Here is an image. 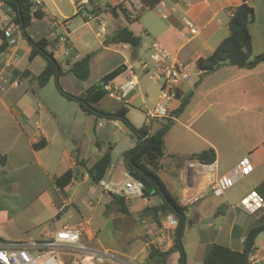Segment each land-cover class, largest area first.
<instances>
[{
	"label": "crops",
	"instance_id": "crops-1",
	"mask_svg": "<svg viewBox=\"0 0 264 264\" xmlns=\"http://www.w3.org/2000/svg\"><path fill=\"white\" fill-rule=\"evenodd\" d=\"M48 1L46 0L42 7L45 17L42 20H34L30 26L31 30L33 29L31 37L49 38L51 41L49 50L57 52V48L52 49V45H56L61 51L60 37L64 36L67 38V42L64 43L65 51L71 50L69 57L72 60L80 59L83 56L79 53V45L74 40L80 41L81 36L73 39L70 19L54 1H52L53 5L66 21L62 22L55 14H50L49 8L45 7ZM70 1L77 15H82L86 11L78 5L81 0ZM89 1L93 6L92 13L100 16L101 19L104 15L111 16L105 13L106 6L124 3H119L121 0H113L115 3H108L102 8L98 0ZM252 1L164 0L153 10L145 11V13L150 12L151 16L146 21L143 18L139 19L141 24H137L140 31L150 36L147 45L144 46L141 39V46L136 49L128 45L107 47L104 46L103 41L102 51L91 57L89 79L94 69H97L95 82L85 87L74 84L76 88H72L73 91L70 93L75 96L82 94L104 75L120 66H125L126 70L114 81L125 82L129 79L131 68L134 70L135 65L140 67L141 62L149 59L151 44L155 40L165 46L184 66L187 71L186 77L179 82L176 97L170 104L169 119L174 125L165 139L164 167L160 173V177L164 174L168 179L167 183L161 177L168 190L172 193L170 189H174L176 185L183 187L176 195L183 198L186 193L184 178L187 173L184 162L188 157L210 149L216 152L217 176L228 174L245 158L249 159L254 167L248 176L237 179L235 185L224 195L217 197L206 189L201 201L192 206L194 212L190 213V220L203 216L207 218L208 223L210 218L213 219L210 224L219 221L218 229H212L210 234H207L209 239L207 249L201 252V257L198 258L202 264L210 246L215 243L232 250L244 251L245 244L242 240L246 238L249 230L257 225L263 214V212L249 213L243 206V201L264 181V63L252 70L231 66L212 73L202 71L197 65L198 59L209 57L228 37V22L234 9L243 3L251 6ZM128 2L133 9L136 3L142 8L140 0H128ZM2 4L0 2L1 7ZM125 6L129 8L127 3ZM136 16L134 15L133 18ZM84 18L86 19V14ZM122 18L124 17L113 18L117 23L111 24L110 32L107 31V34L128 25L121 22ZM10 19L11 16L6 24L0 22L1 26L8 25ZM41 21L47 24H39ZM53 22H56L57 27L51 26ZM189 22L194 24L197 34L190 32L187 25ZM129 27L137 35L133 26L129 25ZM249 29L252 35L251 26ZM20 33L19 29L13 28L8 34L9 51L0 59V153L7 157L6 165H0V238L3 239L0 244L38 240L45 231L51 232L61 228L62 219L57 210L59 200L54 179L72 169L75 170L77 178L64 192L71 202L65 214L68 220L77 219V222H66L62 227L68 224L74 226L83 224L85 228L83 238L86 242L108 249H111L108 245L114 244L121 247V251H117L118 254L129 256L131 259L136 258L138 264L147 263L150 252L147 248L149 249L148 245L155 241L156 237L153 235L158 226L149 209L160 204V198L158 196L143 198L146 216L139 219L143 226L141 225L137 236L138 225L134 222L137 221L138 216L131 211L128 215L119 213L112 197L105 194L100 186L92 183L86 169L108 150L114 151V143L111 141L112 132L105 130L101 117L86 115L81 106H78L75 117H82L83 136L85 135L86 138L71 142L66 137L67 129L61 125L62 119L57 108L48 103L43 106L27 93L28 82L42 72L45 61L40 57L29 60L31 48ZM64 56L67 58L65 52ZM98 57L105 62L103 67L107 66L109 69L100 68L102 62L97 61ZM26 70H29L31 75L23 78L22 73ZM68 72L69 68L65 69L64 76L60 79L67 77L68 81L78 80ZM137 78L138 87L130 95L131 102H136L141 97L144 108L150 110L157 102L162 101V94L150 100L148 89L141 86L139 77ZM145 95L151 103L147 104ZM106 98L108 96L96 107L103 112L115 113L119 108L118 105L114 108L109 103L104 108L100 106ZM164 121L165 119H155L151 122L147 121L146 124L156 123V132ZM103 131L110 135L111 140H101ZM42 138L47 140V146L39 151L34 150L33 144ZM168 139L171 141L170 148L167 147ZM136 143L137 141L130 149L134 148ZM121 155L117 158L112 155V165L105 176L106 180L125 178L127 171L121 165ZM172 156H178L182 161L176 162ZM78 160L83 161L84 165H79ZM207 180L205 178L204 181ZM73 186L82 190L86 188V193H91L95 197L90 198L87 195L79 197L76 192H70ZM95 187L102 190L99 195H96ZM76 202L85 203L92 213L88 216L84 211L76 208L78 216L75 217L70 212V208L75 206ZM115 229L123 234L121 239H116ZM175 229L171 231L173 235ZM102 231L105 235H102ZM136 237L137 247L134 241ZM142 237L146 238L145 245L140 241ZM172 238L174 244L175 236ZM169 258L181 264V256L178 252L171 254L167 261ZM250 260L251 264H264V231L257 237Z\"/></svg>",
	"mask_w": 264,
	"mask_h": 264
},
{
	"label": "trees",
	"instance_id": "trees-1",
	"mask_svg": "<svg viewBox=\"0 0 264 264\" xmlns=\"http://www.w3.org/2000/svg\"><path fill=\"white\" fill-rule=\"evenodd\" d=\"M143 11L153 10L164 0H140ZM2 7L11 16L8 25L0 24V59L9 51V36L6 31L9 25L17 26L21 31L24 39L30 46L29 60L40 57L45 61V67L42 72L35 76V80L40 87H45L51 79H60L64 75V70L69 68V72L80 81H87L90 77L91 56H83L78 60H72L67 57L62 62L58 61L56 51L49 50L51 41L49 38L34 39L30 37L26 29L32 26L34 20H42L45 13L42 7H38L30 0H0ZM11 9V12L9 11ZM105 13L110 14L113 18L123 16L128 25L120 27L107 34L104 40V46L115 47L128 45L132 49L141 46V38L134 34L130 29V23L139 20L140 16L133 18L132 12L121 3L117 6H106ZM255 21V10L247 3H243L234 9L232 16L228 22L229 35L225 38L215 51L207 58H200L197 61L199 69L206 73H212L225 67H238L252 70L259 64L264 63V53L253 56V37L249 26ZM59 48H57V51ZM126 70L125 66H120L110 73L104 75L97 83L92 85L82 94L75 96L64 92L59 86L62 95L70 100L77 101L86 115L105 118L107 120H120L137 138L134 148L125 151L121 157V165L131 174L137 175L144 179L150 189L144 188L143 198L150 199L158 196L161 203L153 206L149 210L152 211L154 221L159 227L163 225V221L169 216H175L179 220L176 228V236L174 244L169 250H161L153 244L150 245L149 258L145 264H166L168 257L173 253H179L181 263L183 262L185 252L183 248L182 237L185 225L188 220V207L182 206L180 203L181 196L173 195L167 188L166 184L160 177V173L164 167L163 160L165 157V139L167 134L173 127L174 123L171 119L165 118L162 126L154 133L151 132V123L145 124L141 128H136L128 119V108L122 106L115 113H107L99 110L96 106L108 96L104 85L121 75ZM31 75L29 70L22 73L23 78ZM153 121V120H152ZM151 122V121H150ZM47 146V140L42 138L33 144L36 151L42 150ZM176 162L182 161L178 156H172ZM187 159H197L203 163H213L216 160V152L213 149L204 151L199 154L192 155ZM79 161V160H78ZM7 157L0 153V165H6ZM79 165H84L83 161H79ZM112 165V152L108 150L104 155L99 157L91 167H86L88 175L93 184L98 185ZM77 178L75 170L69 169L61 176L54 179L56 188L65 192ZM183 188V187H182ZM255 192L264 201V181L256 186ZM113 201L117 205L118 212L124 215L130 214L129 199L123 196H112ZM193 220L189 218V225H193ZM264 231V213L259 218L255 227L249 230L245 238L244 251L232 250L221 244H212L207 253L203 264H251V254L254 251L257 237ZM0 241L3 239L0 238ZM248 251L250 253L248 254Z\"/></svg>",
	"mask_w": 264,
	"mask_h": 264
},
{
	"label": "built area",
	"instance_id": "built-area-1",
	"mask_svg": "<svg viewBox=\"0 0 264 264\" xmlns=\"http://www.w3.org/2000/svg\"><path fill=\"white\" fill-rule=\"evenodd\" d=\"M46 0H37L34 2L38 7H43ZM79 7L86 10L87 22L97 21L99 23L97 36H105L106 26L100 16L95 15L93 6L89 0H81ZM11 12V9H9ZM188 27L192 34H197V29L193 23L189 22ZM51 26L57 27L56 22ZM51 27V28H52ZM19 29L17 26L9 25L6 29L7 33H11L12 29ZM67 34V29H66ZM60 41L66 43L67 38L60 37ZM58 48L52 45V49ZM71 50L65 51V55L69 57ZM140 70L146 74L151 80L161 84L162 101L157 102L153 108L147 110L146 116L148 121L155 119H165L170 117V104L176 97L179 82L186 77L187 71L184 66L176 59V57L159 41H153L149 59L141 62ZM138 87V78L135 71L129 70V79L123 83H116L114 80L106 83L104 89L108 97L114 99L117 103L129 104L130 95ZM149 100V99H148ZM115 127H118L114 123ZM186 175L184 178L185 195L181 198L182 206L190 207L198 204L204 196V191L208 189L214 196L220 197L232 188L237 179L248 176L254 169L249 159L245 158L233 168L231 172L223 176H217V165L213 163H203L197 159H187L184 162ZM207 178V182H205ZM100 188L109 196H123L128 199L143 197L144 186L135 180L131 173H125L122 180H106L103 179L99 183ZM59 205L58 213L64 214L71 206V202L65 193L56 188ZM243 206L251 214L259 212L264 213V201L254 191L243 201ZM179 220L175 216L167 218V226L165 229L156 226L154 246L161 250H169L173 244L172 229L177 228ZM84 225H64L56 231H45L38 240H24L0 244V264H138L136 258L131 259L122 256L117 252L95 246L86 242L83 238ZM245 243V239L242 240ZM149 244V250L150 245ZM128 258V259H127Z\"/></svg>",
	"mask_w": 264,
	"mask_h": 264
},
{
	"label": "rangeland",
	"instance_id": "rangeland-1",
	"mask_svg": "<svg viewBox=\"0 0 264 264\" xmlns=\"http://www.w3.org/2000/svg\"><path fill=\"white\" fill-rule=\"evenodd\" d=\"M32 2H36L37 0H30ZM56 2L58 8L63 12L64 15L68 16V19H70V30L72 31V36L73 39H75V37L77 36H81V40L80 41H76V44L79 45V53L82 56H93L95 53H100L102 51V42L105 40L107 32L105 34V36L103 37H99L97 36V32H98V26L99 23L97 21H91V22H86L84 15L86 14V11L83 12L82 15H77V13L75 12V7L72 5L70 0H49L46 3L45 7L49 8V13L50 14H55L58 19L62 22L66 21V19H64L60 12L55 8V6L53 5V2ZM100 5L102 6V8L105 7V5L109 4H113L115 2H113V0H98ZM116 1V0H115ZM119 1V0H118ZM117 1V3H118ZM120 2H124L125 4L127 3L129 6V10L130 12H132L133 15H137L140 16V19L143 18L144 21L147 20V18L149 16H151V13H145V11H143V9L139 6V4L136 3L135 8L133 9L131 7V5L129 4L128 0H121ZM251 6L254 8L255 10V21L253 23L250 24L251 26V30H252V37H253V56H256L259 53H264V0H253L251 2ZM10 18V15L8 14V12L0 6V22L1 24H6L8 23V20ZM102 20L106 26V30L108 32H110L111 29V24H116V20L113 19L111 16L109 15H104L102 17ZM121 22L123 24H127L125 18L121 19ZM39 24H47L45 21H41ZM88 24V25H85ZM133 28L135 29L137 35L143 40V45H147L150 42V36H147L143 31L139 30V26H137V24H141L140 20H136L132 23H130ZM249 26V27H250ZM33 30V29H32ZM32 30L31 27H28L26 29L28 35L31 37L32 36ZM21 36L23 37L22 33H20ZM42 36L44 34H41ZM41 36V37H42ZM24 38V37H23ZM61 51L58 50L56 53L58 54L56 57L57 59L62 62L63 59L65 58L64 56V52H65V44L64 42L61 43ZM142 45V46H143ZM152 45V44H151ZM99 63L102 62L101 57H98L97 60ZM103 63L102 62L100 64V68L104 70L109 69L107 68V66L103 67ZM103 67V68H102ZM109 67V66H108ZM99 70V68H98ZM135 73L137 74V76L139 77V80L141 82V86L146 87L149 91V96L148 98L150 100H153L154 98L158 97L161 94V84L160 82H154L153 80H151L150 78H148L147 75L143 74L140 70L139 65H135V69H134ZM98 71L97 69H94L92 77L90 79H88L87 81H80V80H74L73 81H68L67 77H63V79H56L53 78L50 80V82L45 86V87H40L38 85V83L35 80H32L29 83V88L27 90L28 95L31 98H35L37 99L43 106L45 103H48L52 106H54L55 108H57V110L59 111V115L61 116V125H63L62 127H65L67 129L66 132V137L71 140V142L73 141H79L80 139L83 140L86 138V136H83V124H82V117H75V111L78 110V106L79 103L77 101L74 100H70L67 97H65L64 95L61 94L60 90H59V86L61 87V89L70 94L72 93L71 91L72 88H76L74 84L76 85H81L83 87L85 86H89V84H93L96 80ZM64 76V75H63ZM40 95V96H39ZM148 98L145 95L144 99L147 102V104L151 103L148 102ZM132 97H129V104L125 105L123 103H117L114 99H110L109 97L106 98L102 103H101V107H105V105H107L108 103L111 105L112 108H114L116 105L120 107L122 106H126L128 108V114L127 117L130 120V122L136 127V128H141L143 127L146 122L148 121L147 116H146V112L147 110L144 108V106L142 105V101L143 99L141 97H139L137 99L136 102H131ZM103 122V127L105 126V130H109L110 132H112L113 134V138L111 140L110 135L108 133H106V131L102 132L101 135V140L102 141H107L108 139H110L112 141L113 147H114V151L112 152V155L114 158H117L119 155H121L122 153H124L125 151H128L130 149V147L133 145V143L135 141H137V138L135 137V135L130 131V129L125 126L120 120H107L105 118L101 119ZM110 121L112 124H110ZM109 123V124H108ZM114 123H116L118 125V127L114 126ZM151 129L152 132H155V130L157 129V124L154 123V125H151ZM168 145L167 147L170 148L171 146V141L170 139H168ZM162 179L165 180L168 183V179L165 177L164 174L161 175ZM97 194L99 195L101 193V189H99L98 187H95ZM173 193V195H177V193H179L182 188L181 187H176L174 189H170ZM71 193H77V195L79 197H84L87 195V197L90 198H94L95 195H92L91 193H86V188H84L83 190L77 186H73L70 190ZM57 196V195H56ZM58 198V196H57ZM59 200V198H58ZM129 207H130V211L133 212L135 215L138 216L137 221H135L134 223L136 225H138L137 229H136V234L137 236L140 233V228L141 225L143 226L142 222L139 221V219H143L142 217L146 216L145 214V204H144V199L143 197H136V198H132L129 199ZM76 208H79L80 211H84V213L86 215H90L92 213L91 209H89L85 203L80 204L79 202H76L75 206L70 208V212L73 213L75 215V217L78 216V212L76 210ZM194 212V209H192V206L188 207V212H187V216H188V220L186 222L185 225V230H184V234L182 237V241H183V248H184V252H185V256L183 259V262L181 264H202V261L199 260V256L201 257V252L206 251L207 249V245H208V237L207 234H210L211 230H217L219 227V221L216 220L215 223L210 224L207 222V218L203 217V216H198V217H194L192 218L194 220L193 225H189L188 221H189V216L190 213L192 214ZM138 213V214H137ZM61 223L62 225L64 223H74L77 222V219L74 220H68V216L67 214H61ZM211 219V218H210ZM57 221V220H55ZM150 221H147V223ZM62 225L60 227H62ZM164 228L167 229V219L164 221ZM115 235H116V239H121L123 237V234H120V232L116 231V229L114 230ZM102 235H105V232L102 231ZM155 237V235H153ZM176 236V229L174 232V235H171V237ZM132 239V238H131ZM201 240H203V242H201ZM24 241V240H22ZM135 241V247H137V237L134 238ZM140 241L143 243L142 245H145V241L146 238L142 237L140 239ZM201 245H203V247H200ZM109 248H111L112 250H114L115 252L117 251H121V247L116 246L114 244H110L108 245ZM202 249V250H201ZM147 251H149V249L147 248ZM205 253V252H204ZM129 257V256H127ZM128 259V258H127ZM167 264H179L177 263V261H173V259L169 258V260L167 261Z\"/></svg>",
	"mask_w": 264,
	"mask_h": 264
},
{
	"label": "water",
	"instance_id": "water-1",
	"mask_svg": "<svg viewBox=\"0 0 264 264\" xmlns=\"http://www.w3.org/2000/svg\"><path fill=\"white\" fill-rule=\"evenodd\" d=\"M56 79H58V75L56 76ZM131 176L135 180L140 181L143 184V186H144L145 189H150V185L144 179H142V178H140V177H138L137 175H134V174H131ZM209 222L212 223L213 222V219H210ZM249 253H250V251H248V254Z\"/></svg>",
	"mask_w": 264,
	"mask_h": 264
}]
</instances>
